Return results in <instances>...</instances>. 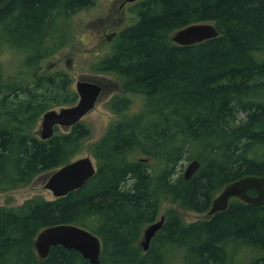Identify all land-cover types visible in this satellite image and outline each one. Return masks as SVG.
I'll return each instance as SVG.
<instances>
[{"label":"trees","instance_id":"obj_1","mask_svg":"<svg viewBox=\"0 0 264 264\" xmlns=\"http://www.w3.org/2000/svg\"><path fill=\"white\" fill-rule=\"evenodd\" d=\"M94 3L0 0V50L23 51L24 64L37 66L66 45V22ZM131 12L136 22L92 66L120 84L109 102L120 118L90 146L94 176L64 197L0 206V264H89L59 245L38 258L36 236L57 225L98 237L101 264H264V207L233 198L206 220L185 223L180 213L207 212L227 184L264 176V0H141ZM199 23L219 35L172 42ZM72 82L65 71L37 69L28 80L7 78L0 66V192L80 157L84 124L45 141L33 132L45 112L77 101ZM125 94L143 98L138 112L127 114ZM184 160L200 163L189 180ZM161 216L143 251L144 229Z\"/></svg>","mask_w":264,"mask_h":264},{"label":"rangeland","instance_id":"obj_2","mask_svg":"<svg viewBox=\"0 0 264 264\" xmlns=\"http://www.w3.org/2000/svg\"><path fill=\"white\" fill-rule=\"evenodd\" d=\"M116 1L95 0L92 7L74 14L65 24L67 31L66 45L55 56L43 59L37 66H27L24 64L26 53L23 51L9 47H2L0 50V66L3 75L7 78L28 80L35 69L41 74L65 71L72 78L71 88L73 90H75L76 82L82 77L108 81L104 83L106 87L102 98L95 108L80 121L90 131L89 138L84 141V148L80 157L90 156L96 167L97 162L92 157L90 146L104 134L109 126L120 118V115L112 112L109 108L110 100L120 94V84L112 76L98 74L92 70L94 63L109 54L113 47V43L102 44V24L110 23L109 30L105 31L108 34L112 31L120 32L123 28L132 25L136 22L137 17L131 12V9L141 0L129 2L121 14L118 8L119 3ZM125 95L130 99V107L127 114L138 112L143 104V98L140 95ZM76 103L77 101L73 105ZM39 128L40 121H38L33 132L36 133ZM58 132L65 133L62 130H58ZM191 161L184 160L181 162L179 169L183 170L182 174ZM45 180L46 177L40 175L25 186L0 192V206L16 207L21 205L25 200L36 196H40L46 200H53L52 194L44 188ZM169 206V203H164L161 213ZM207 212L195 213L180 210L185 223L206 220L208 218Z\"/></svg>","mask_w":264,"mask_h":264},{"label":"water","instance_id":"obj_3","mask_svg":"<svg viewBox=\"0 0 264 264\" xmlns=\"http://www.w3.org/2000/svg\"><path fill=\"white\" fill-rule=\"evenodd\" d=\"M135 1V0H130ZM217 29L210 23L189 25L176 31L171 40L179 46H189L215 38ZM101 82L97 79L82 77L75 84L78 95L77 103L69 107L51 109L45 112L40 120L37 135L41 140H48L54 135L55 127H71L90 113L102 98ZM197 160L186 167L183 178L189 180L199 169ZM96 172V166L90 156L77 158L54 170L46 177L44 188L54 198L66 196L69 192L81 188ZM252 191L254 194L250 195ZM236 198L246 204L264 207V176H246L227 184L211 203L207 212L212 216L227 209L229 200ZM164 222L161 216L158 221L147 226L140 241L143 251H147L152 238L160 230ZM61 246L67 250L78 252L89 264H101V244L91 232L74 225H57L43 229L35 238L34 249L39 259H45L53 246Z\"/></svg>","mask_w":264,"mask_h":264},{"label":"flooded vegetation","instance_id":"obj_4","mask_svg":"<svg viewBox=\"0 0 264 264\" xmlns=\"http://www.w3.org/2000/svg\"><path fill=\"white\" fill-rule=\"evenodd\" d=\"M117 1L119 3L118 8H119L120 14L123 12L124 8L126 7V5L129 2H133V1H130V0H117ZM120 22H121V20H120ZM109 25H110V23L109 24H102V31H101V33H103L102 44L113 43L116 40V38L118 37L119 32L112 31L110 34L105 32V31L109 30L108 29ZM107 82H108L107 80H102V82L100 83L101 87H102V93L103 94L105 92V87H106L104 85V83H107ZM55 129L62 130L63 132H65V131H68L70 129V127H64V128L56 127Z\"/></svg>","mask_w":264,"mask_h":264}]
</instances>
